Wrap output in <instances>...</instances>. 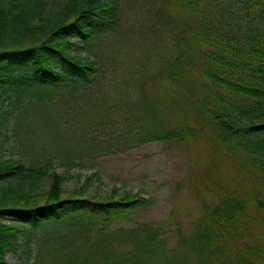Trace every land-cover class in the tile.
Instances as JSON below:
<instances>
[{"label": "trees", "instance_id": "trees-1", "mask_svg": "<svg viewBox=\"0 0 264 264\" xmlns=\"http://www.w3.org/2000/svg\"><path fill=\"white\" fill-rule=\"evenodd\" d=\"M165 1L178 29L177 52L160 76L169 85L146 78L134 97L117 99L139 120L128 145L206 140L244 155L241 173L262 192L225 189L202 203L189 230L173 231L165 222H134L152 205L141 192L90 193L86 184L68 191L64 173L4 149L0 264L16 248L32 264H264V0ZM118 3L64 0L50 11L47 0H0V129L8 130L24 100L48 105L61 91L97 88L95 62L73 48L117 29ZM170 117L171 124L163 123ZM36 231L42 236L32 252ZM50 240L57 243L44 253Z\"/></svg>", "mask_w": 264, "mask_h": 264}, {"label": "rangeland", "instance_id": "rangeland-1", "mask_svg": "<svg viewBox=\"0 0 264 264\" xmlns=\"http://www.w3.org/2000/svg\"><path fill=\"white\" fill-rule=\"evenodd\" d=\"M63 1L47 0V7L54 11ZM118 1L117 29L73 48L76 56L95 62L97 88L74 95L61 91L54 97L56 102L48 105L24 100L12 113L8 130L0 129V153L7 149L29 164H49V171L69 177L63 184L68 191L86 184L90 193L113 187L141 192L152 199V205L138 211L134 222H165L173 231H187L202 213V203H212L225 189L252 196L263 188L241 173L246 166L244 155L216 149L203 139L128 145L132 123L139 120L132 107L121 106L119 100L126 94L134 97L146 78L156 79L162 87L169 85L160 76L177 52L178 29L165 0ZM163 120L168 125L173 119ZM40 185L45 189L48 182ZM41 236L36 231L30 240L32 252ZM54 243H44L43 252ZM5 260L8 264L33 262L23 248L10 251Z\"/></svg>", "mask_w": 264, "mask_h": 264}]
</instances>
